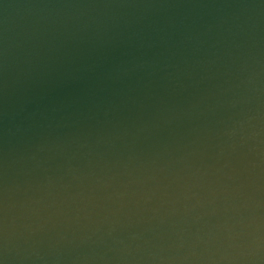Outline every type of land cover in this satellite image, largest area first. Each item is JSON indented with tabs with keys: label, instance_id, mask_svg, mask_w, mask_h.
<instances>
[{
	"label": "water",
	"instance_id": "1",
	"mask_svg": "<svg viewBox=\"0 0 264 264\" xmlns=\"http://www.w3.org/2000/svg\"><path fill=\"white\" fill-rule=\"evenodd\" d=\"M0 264H264V0H0Z\"/></svg>",
	"mask_w": 264,
	"mask_h": 264
}]
</instances>
